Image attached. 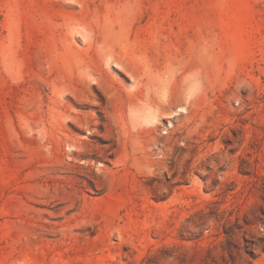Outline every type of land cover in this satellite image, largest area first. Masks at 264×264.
Listing matches in <instances>:
<instances>
[{"label": "rangeland", "instance_id": "374dc122", "mask_svg": "<svg viewBox=\"0 0 264 264\" xmlns=\"http://www.w3.org/2000/svg\"><path fill=\"white\" fill-rule=\"evenodd\" d=\"M0 264H264V0H0Z\"/></svg>", "mask_w": 264, "mask_h": 264}]
</instances>
